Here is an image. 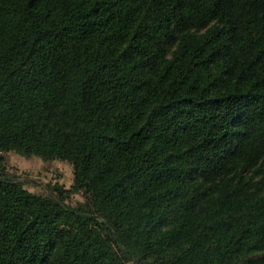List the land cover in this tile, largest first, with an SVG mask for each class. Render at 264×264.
Segmentation results:
<instances>
[{"label": "trees", "instance_id": "16d2710c", "mask_svg": "<svg viewBox=\"0 0 264 264\" xmlns=\"http://www.w3.org/2000/svg\"><path fill=\"white\" fill-rule=\"evenodd\" d=\"M0 264H264V0H0Z\"/></svg>", "mask_w": 264, "mask_h": 264}, {"label": "rangeland", "instance_id": "374dc122", "mask_svg": "<svg viewBox=\"0 0 264 264\" xmlns=\"http://www.w3.org/2000/svg\"><path fill=\"white\" fill-rule=\"evenodd\" d=\"M8 169L25 182L28 189L37 193L46 191V184L58 183L66 188L73 183V167L63 160L45 161L38 157H23L15 152L7 154ZM73 204L82 200V195L72 194L68 197Z\"/></svg>", "mask_w": 264, "mask_h": 264}]
</instances>
